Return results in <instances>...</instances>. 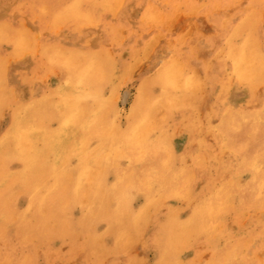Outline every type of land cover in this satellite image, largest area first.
Returning a JSON list of instances; mask_svg holds the SVG:
<instances>
[{
    "label": "rangeland",
    "instance_id": "obj_1",
    "mask_svg": "<svg viewBox=\"0 0 264 264\" xmlns=\"http://www.w3.org/2000/svg\"><path fill=\"white\" fill-rule=\"evenodd\" d=\"M29 1L0 0V264H264V197L252 188L260 162L242 169L220 136L226 115L240 128L264 111V66L245 82L228 66L240 10L254 11L263 35L245 36L257 33L254 54L264 55L261 0H104L55 25L57 0L25 10ZM9 28L24 40L7 38ZM90 53L111 61L91 79L106 104L82 115L80 102L98 98L62 64ZM168 67L184 73L169 80ZM33 104L57 106L55 116L15 120ZM67 114L51 140L59 149H44L37 137ZM154 141L163 150L143 157ZM85 152L96 162L83 163ZM225 179L236 186L215 202ZM202 204L218 207L215 217L196 219Z\"/></svg>",
    "mask_w": 264,
    "mask_h": 264
},
{
    "label": "bare ground",
    "instance_id": "obj_2",
    "mask_svg": "<svg viewBox=\"0 0 264 264\" xmlns=\"http://www.w3.org/2000/svg\"><path fill=\"white\" fill-rule=\"evenodd\" d=\"M49 1V0H46ZM101 1L104 0H57L56 7L50 11V16L53 20V25L61 23L64 20H67L71 17L78 16L80 13H83L82 8L86 7L87 14L94 15L97 11V7L100 6L102 3ZM113 1V0H112ZM178 1V0H177ZM226 1V0H223ZM240 1V0H236ZM101 2V3H100ZM116 2V0H114ZM260 4L257 6H264V0L259 1ZM177 2L174 1V4ZM21 4V3H20ZM19 4V5H20ZM23 4V3H22ZM21 7V6H20ZM31 8H35V0L29 1L28 5L26 6L25 10H30ZM248 9V8H247ZM253 9V8H252ZM254 14V16H253ZM83 15V14H82ZM81 15V16H82ZM239 21H237L235 24L232 23L229 25V30L233 31V38H240L241 37V45H238V50L234 51L232 53V57L230 58L231 61L229 62L228 66L229 69L232 71V73L236 76V78L240 82H245L246 80H251L257 68L264 66V55H255V46L258 45V42L254 43V40L258 39V34L261 36L263 35V31H260L257 28V25L255 24V13L254 11L248 12L247 10H240L239 11ZM234 30H238L241 35L239 36ZM254 30L255 33L250 37H246L245 34L247 31ZM7 38L12 39L14 43H20L24 40L23 33L19 31L17 28H9L7 31V34H5ZM230 40V39H229ZM110 61L109 57L107 55L102 53H90L86 55L85 57L81 58H73L71 61H64L62 65H66L67 68L70 69L71 75L73 78H87V80L90 83L91 87V94L96 95L98 98L94 102H89L87 100H83L79 104V113L83 115V113H93L95 110H98L97 108L103 107V105L106 104V100L104 98V95L100 91V87L103 83L93 84L91 82V79H93L96 76L99 75H105V69L102 68L104 66L105 61ZM111 62V61H110ZM111 74L116 73V66H113L111 63ZM79 68H83V71ZM178 68V67H177ZM177 68L168 67L165 68L163 71V74L165 75V78H174L175 76H182L183 70L180 69V71L177 70ZM106 76H104V79ZM104 82V81H103ZM107 82V79L104 83ZM149 85L145 83L142 88L141 92H143L144 97H149L150 93L148 90ZM1 90V85H0ZM1 93V91H0ZM168 97L166 95L160 96V100L163 103H166L168 101ZM1 104V103H0ZM36 105L33 104V106L27 105L26 107H18L15 112V120L20 121L23 119L32 118V116H35V118H45L51 116H55V113L57 111V106H44V105ZM230 106V105H229ZM52 107V109H51ZM228 110V109H227ZM229 111V110H228ZM241 112H238V118H240ZM261 116H264V111L261 114H257L253 116L250 121L246 122L244 125H242L240 128H235L233 122L231 121L232 115L228 114L225 116L224 121L221 126L220 130V136L223 137L227 144V146L231 149V152H233L235 158L237 159V162H241V168L245 167V165L253 162L258 161L260 162V173L255 177V185L252 186L254 193L257 195L258 199H261L264 197V119L260 120ZM64 127L58 128L57 130H48L46 133L40 134V137H37V141H45V144L43 145V148L46 150H58L59 147H56V144L51 143V140H53V137H56L63 128H65L67 125H69L71 121V116L67 114L64 116ZM26 126L28 128H32L31 124L26 122ZM35 127V124L34 126ZM108 146V147H107ZM105 147L106 150H111L112 146H110V143L107 144ZM164 146V143L161 141H154L149 145L148 149H145L143 152V157L155 159V157L160 153L162 147ZM164 148V147H163ZM201 149L210 150L209 147H206L205 145H200ZM35 149V148H33ZM5 150H8V148H5ZM210 153V151H208ZM27 155L28 161L31 160V157L33 155ZM216 156V155H215ZM81 161L83 163H94L96 162V159H92L89 157L88 153H84L81 155ZM230 164V162L224 163L221 159L218 162L217 159H215V162L220 164ZM86 166V165H85ZM83 166V167H85ZM213 166H217L214 164ZM229 167V166H228ZM81 168V167H80ZM79 170L81 171V169ZM244 169V168H242ZM190 174L187 178H185V182L190 178ZM192 178V176H191ZM164 179V177H162ZM167 179V178H165ZM164 179V180H165ZM162 182V181H161ZM253 183V182H252ZM183 183H178L177 185H174V187L177 186V188L182 185ZM254 184V183H253ZM119 183L115 185V187H118ZM121 186V185H120ZM236 186L235 183L231 182L229 179H225V181L222 182L221 187L216 192L213 199L215 202H222L225 203L224 200L228 199L229 196V189H234ZM111 190V189H110ZM63 190L62 192H64ZM61 192V191H60ZM177 196H181L185 198L187 196L186 191H175ZM118 196L119 201L123 199L120 192L115 193ZM51 197V195H50ZM49 197V198H50ZM65 205L63 207L67 208V203L70 202L68 200L67 194L65 195L64 200ZM210 202V200L208 201ZM213 203V202H211ZM209 204H202L196 209V219L200 215L208 216L209 219H211L210 216L215 217L214 214L218 211V207L216 206H208ZM37 207V211L39 210L38 206L35 204L32 206V209L35 210ZM261 245H264V240H257ZM255 258V257H253ZM257 260V258H256ZM250 264H257L255 261H250Z\"/></svg>",
    "mask_w": 264,
    "mask_h": 264
}]
</instances>
